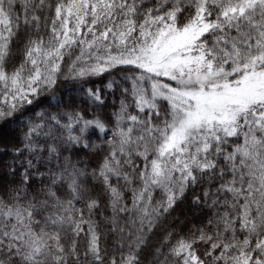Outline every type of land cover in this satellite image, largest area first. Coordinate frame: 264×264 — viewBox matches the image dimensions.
Segmentation results:
<instances>
[{
	"label": "snow or ice",
	"instance_id": "6c2138e0",
	"mask_svg": "<svg viewBox=\"0 0 264 264\" xmlns=\"http://www.w3.org/2000/svg\"><path fill=\"white\" fill-rule=\"evenodd\" d=\"M0 264H264V0H0Z\"/></svg>",
	"mask_w": 264,
	"mask_h": 264
}]
</instances>
